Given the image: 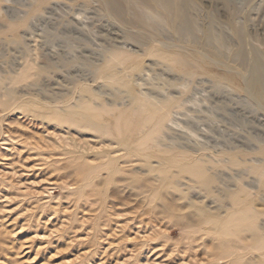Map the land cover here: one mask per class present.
<instances>
[{
  "label": "rangeland",
  "instance_id": "rangeland-1",
  "mask_svg": "<svg viewBox=\"0 0 264 264\" xmlns=\"http://www.w3.org/2000/svg\"><path fill=\"white\" fill-rule=\"evenodd\" d=\"M113 3L123 17L104 0H0V264H264L251 221L229 220L254 208L264 235V178L252 172L264 170V0ZM113 51L132 58L113 61ZM143 93L180 102L170 116L182 127L168 123L167 146L151 144L149 161L120 158L121 144L92 129L111 124L117 133V118ZM198 139L210 148L205 160L228 161L218 165L228 191L242 168L240 207L230 195L213 202L181 172L175 152Z\"/></svg>",
  "mask_w": 264,
  "mask_h": 264
},
{
  "label": "bare ground",
  "instance_id": "bare-ground-1",
  "mask_svg": "<svg viewBox=\"0 0 264 264\" xmlns=\"http://www.w3.org/2000/svg\"><path fill=\"white\" fill-rule=\"evenodd\" d=\"M171 1V0H170ZM104 8H106V11L107 12H109V13H111V14H113V13H115V15H116V17L118 16V18L120 17H123L122 15H120L118 12H119V4H118V6H116L115 5V3H113V0H104ZM161 3V1L159 2V6L161 5L160 4ZM168 3V5H169V3H171V2H167ZM157 4V3H156ZM165 4V3H164ZM174 2L173 3H171V6H173V9L171 10V13H172V11L176 8V6L174 7ZM40 5V4H39ZM38 5V7H35L33 10H32V13H37L38 11H39V8H40V6ZM158 5V4H157ZM166 8H165V10L167 9V6H165ZM162 8H164V7H162ZM177 10V12L178 11H180V10H178V8H176ZM180 13L181 12H178L177 13V15H180ZM179 17V16H178ZM121 20V19H120ZM145 26V25H144ZM177 27V26H176ZM145 28H146V26H145ZM173 29H175V26L173 27ZM115 33V32H114ZM115 38V37H114ZM123 46V45H122ZM111 49V48H110ZM114 50V49H113ZM116 50H117V48H116ZM119 50V49H118ZM115 51V50H114ZM114 51H113V53H114ZM109 52H111V51H109ZM108 52V53H109ZM120 51H118V53H119ZM115 53H116V51H115ZM110 54V55H112V57H111V59H113V61L116 59H118V60H120V61H122V62H125L126 60H129V59H131L132 58V55L130 56L129 54H125L126 53V51H124V52H120V53H123L122 55L119 53V54ZM128 53V52H127ZM152 53H153V51H152ZM123 55H125V56H123ZM151 55V54H150ZM155 56V55H154ZM157 56V55H156ZM158 57V56H157ZM164 58V57H163ZM162 58V59H163ZM166 58V57H165ZM89 59V58H88ZM110 59V58H109ZM108 59V60H109ZM167 59V58H166ZM165 59V60H166ZM87 60V59H86ZM117 60V61H118ZM133 60V59H132ZM176 61H177V59H175ZM179 61H178V64L177 65H184L183 64V61H185V60H180V59H178ZM175 61V63H177ZM109 62H110V60H109ZM108 62V63H109ZM122 62H119V65H121V63ZM129 62V61H128ZM127 62V63H128ZM186 62V63H185ZM184 63L186 64V65H184V68H185V66H188L187 64V61H185ZM107 63V65L106 66H108L109 64ZM114 63V62H113ZM115 63H117L116 61H115ZM126 63V62H125ZM180 63V64H179ZM56 66V65H55ZM110 66V65H109ZM108 66V68H112L111 66L109 67ZM113 66V65H112ZM116 66H118V63H117V65H115L114 67H115V69H116ZM192 66V65H191ZM191 66H190V68H191ZM126 67H128V66H126ZM126 67H125V69H126ZM52 68V67H51ZM107 68V69H108ZM131 68V67H130ZM182 69V70H185L186 71V69ZM49 69V68H48ZM111 70V69H110ZM110 70H108V72L110 71ZM113 70V69H112ZM188 70H189V68H188ZM25 71V70H24ZM47 71H49V70H47ZM189 71H191V70H189ZM106 72V71H105ZM188 72V71H187ZM27 74H28V72H27ZM104 74V73H103ZM112 74V73H111ZM190 74H192V76H193V73H191L190 72ZM189 74V75H190ZM105 75H108L107 73L105 74ZM109 75H110V73H109ZM22 76H24V74H22ZM21 76V77H22ZM115 76H117V74L115 75ZM145 75H143L142 77H144ZM192 76L190 75V78H192ZM98 77H100V76H98ZM188 77V76H187ZM103 78V77H102ZM106 78H108V77H106ZM110 78L112 79V77L110 76ZM110 78H108V79H110ZM113 78H114V76H113ZM118 78V77H117ZM124 78V77H123ZM126 78V77H125ZM124 78V79H125ZM189 78V77H188ZM104 79V78H103ZM124 79H122V80H124ZM128 79V78H127ZM85 81V80H84ZM94 81H96V80H94ZM114 81V80H113ZM116 81V80H115ZM126 81H128V80H126ZM120 82H122V81H120ZM96 83V82H95ZM111 83H113V82H111ZM117 83V82H116ZM129 83V82H128ZM115 84V83H114ZM113 84V85H114ZM122 84H123V82H122ZM121 84V85H122ZM262 84H263V81H262ZM261 84V85H262ZM97 86H98V84H96ZM111 86V87H116V86ZM126 85V86H125ZM264 85V84H263ZM123 86H125L126 88H127V86H129V85H127V82H125V84L123 85ZM84 87V86H83ZM86 87H88V86H85V88H84V90L85 89H89V87L88 88H86ZM91 87V86H90ZM100 87H102L103 88V86H100ZM111 87H109V89L111 90L112 88ZM124 87V88H125ZM261 87H263V86H261ZM102 88H101V90H102ZM107 88V87H106ZM118 88V87H117ZM141 88V87H140ZM83 89V88H82ZM97 89H98V87H97ZM109 89H107V90H109ZM147 89V88H146ZM145 89V90H146ZM264 89V88H263ZM106 90V91H107ZM118 89H116V91H117ZM120 90V89H119ZM119 90L117 91L118 92V94L117 93H111L112 95H114L115 96V98H120L121 96V94L119 95ZM86 91V90H85ZM102 91H104V90H102ZM115 91V90H114ZM122 91V90H121ZM146 91H148V90H146ZM150 91V90H149ZM101 92V91H100ZM263 92L264 91H262L261 90V92H259V96H263ZM107 93V92H106ZM131 93V92H130ZM95 94V93H94ZM97 94V93H96ZM95 94V95H96ZM98 94H100V93H98ZM97 94V95H98ZM144 94V93H143ZM146 94V93H145ZM144 94V97L146 96V100L145 99H140L141 97H143V95L139 98V96H138V98H132V100L130 101L131 102V105L133 106V108H127L128 109V111L129 110H131V112L129 111H127L125 114H122V115H124V116H122V118L119 116L118 118H117V127H118V131H117V133H118V135L122 138V140H120L119 138H117V136H114L115 134H117V133H115V132H113L111 129H109L110 127H112L111 126V124H110V122L108 123V124H110V127H108V126H106V127H102V126H98V127H96L95 125V127H93V131L94 132H97L98 133V135L97 136H99L100 138H102V137H113L116 141H117V143L118 144H121L120 146H122V149L121 150H118V152H121V151H123V154H120L119 155V157L121 158H124V157H126V156H129L130 158L131 157H133V156H137V157H142V159L143 158H147L146 160H148L149 161V159H148V157L150 158V156H152L151 154V151H149V149L151 148L150 146H151V144L153 145V144H156V146H167V142L166 143H163V141L165 142V140H163L166 136H168L167 135V133H166V131L168 132V134L170 133V132H172L171 130V127H172V125L173 124H177L176 122H178V121H176L175 122V119L177 118V116H176V118H173L172 119V116H170L171 115V112H172V109L173 108H175L176 107V111L178 110V109H180V108H178L177 106H179L180 107V105H181V103L180 102H177V101H175L174 100V98H171V97H167V99L165 100V101H163V99H162V101L160 100L161 98H157L155 95H151V93H147L146 95ZM153 94H154V92H153ZM89 95H90V93H89ZM96 95V96H97ZM107 95H110L109 93H107ZM111 95V96H112ZM125 95V94H124ZM128 95V94H127ZM84 96V95H83ZM83 96H82V98H83ZM85 96H88V95H85ZM99 96V95H98ZM113 96V97H114ZM122 96H123V93H122ZM156 97V99H158V100H156L155 99V97ZM158 96V95H157ZM162 96H164V95H162ZM99 97H101V96H99ZM127 97V96H126ZM128 97H130L129 95H128ZM133 97V96H132ZM81 98V97H80ZM82 98L80 99V100H82ZM90 100H91V95H90ZM93 98V97H92ZM95 99L97 98V97H94ZM94 98L92 99L93 100V102H94ZM111 98V97H110ZM124 98V97H123ZM131 98V97H130ZM153 98V99H152ZM162 98H164V97H162ZM258 98H260V97H258ZM86 99H88V97H86ZM121 99V98H120ZM264 99V98H263ZM262 98H261V100H263ZM80 100H78L77 101V106L79 105L80 106V103L78 104V102L80 101ZM84 100H85V98H84ZM89 100V101H90ZM97 100V99H96ZM98 100H100V98H98ZM178 100V99H177ZM185 100V99H184ZM87 100H85L84 102H86ZM88 101V102H89ZM109 101H111V99H109ZM115 101H117V100H115ZM125 101V100H124ZM179 101H181V99H179ZM183 101V100H182ZM82 102V101H81ZM90 102H92V101H90ZM90 102H89V104H90ZM101 102V101H100ZM75 103V102H74ZM96 103H97V101H96ZM124 103H126V102H124ZM82 104V106L84 105V103L82 102L81 103ZM85 104H87V106H88V103H85ZM107 103H104V105H106ZM113 104H114V102H113ZM120 104V103H119ZM180 104V105H179ZM182 104H183V102H182ZM92 105H93V103H92ZM129 105V104H128ZM184 105V104H183ZM186 105V104H185ZM78 106V107H79ZM91 105H89V107H90ZM116 106H120V105H116ZM116 106H114V107H116ZM77 107V108H78ZM84 107H86L85 105H84ZM83 107V108H84ZM93 106H91V108H92ZM127 107V106H126ZM182 107H185V106H182ZM71 108V107H70ZM69 108V109H70ZM94 108H96L95 106H94ZM98 108V107H97ZM96 108V109H97ZM99 108H100V106H99ZM104 108H106V107H104ZM108 108H110V107H108ZM112 108V107H111ZM178 108V109H177ZM87 109H89V108H86V110ZM95 109V110H96ZM115 109H117V107L115 108ZM118 109H120V108H118ZM72 110H74V109H72ZM95 110H94V112H95ZM111 110V109H110ZM121 110V109H120ZM173 110H175V109H173ZM71 111V110H70ZM77 111V110H76ZM97 111V110H96ZM106 111V110H105ZM108 111V110H107ZM175 111V112H176ZM74 112V111H73ZM78 113H79V111H77ZM77 112H74V113H77ZM88 112V111H87ZM115 112V111H114ZM113 112V113H114ZM123 112V110L122 111H120V113H122ZM68 113V112H67ZM72 113V112H71ZM70 113V114H71ZM106 113H108V112H106ZM110 113H112V112H110ZM112 113V114H113ZM87 115L89 114V113H86ZM91 114V113H90ZM97 114V113H96ZM116 113H114V115H115ZM81 115V114H80ZM92 115V114H91ZM101 115V114H100ZM114 115H111V116H114ZM94 116H97V115H94ZM93 115H92V117H94ZM102 116V115H101ZM105 116H107V115H105ZM116 116V115H115ZM114 116V117H115ZM89 117H90V115H89ZM104 117V116H103ZM102 117V118H103ZM110 117V116H109ZM173 117H175L174 115H173ZM112 118V117H111ZM110 118V119H111ZM88 119V118H87ZM89 119H92V118H89ZM104 119V118H103ZM97 120H100V119H98V117H97V119H94V121L95 122H97V124H98V121ZM112 120V119H111ZM103 121V120H102ZM93 122V121H92ZM100 123H101V120L99 121ZM104 122V121H103ZM168 123H171L170 124V127H168ZM102 124V123H101ZM104 124V123H103ZM102 124V125H103ZM178 124L181 126V124L178 122ZM178 124H177V126H176V128L178 127ZM99 125V124H98ZM178 127L179 129H181V127ZM92 128V127H91ZM173 128V127H172ZM114 129V128H113ZM178 129V130H179ZM185 129V128H184ZM184 129H182V130H184ZM88 130V129H87ZM115 130H116V128H115ZM173 130H175V129H173ZM89 131V130H88ZM87 131V132H88ZM86 132V133H87ZM175 132H177V131H175ZM175 132H173L174 134H175ZM180 132V131H179ZM178 132V133H179ZM92 133V132H91ZM136 134V135H141V136H139L138 137V141L136 140H132V135L133 134ZM177 133V134H178ZM180 133H182V131L180 132ZM126 134H129L130 136H127ZM176 134V135H177ZM183 134H184V132H183ZM183 134H181V136L183 135ZM193 134V133H192ZM87 135H88V133H87ZM90 135V134H89ZM126 135V136H125ZM172 135V134H171ZM170 135V136H171ZM191 135V134H190ZM175 136V135H174ZM173 136V137H174ZM185 136L186 135H184V137H182L183 139L185 138ZM188 136V135H187ZM263 136V135H262ZM93 137V136H92ZM177 137H178V135H177ZM177 137H175V138H177ZM189 137V136H188ZM264 137V136H263ZM94 138H96V137H94ZM93 139V138H92ZM113 139V140H114ZM166 139V138H165ZM180 139H181V137H180ZM182 139V141H184ZM190 139V138H189ZM194 139V138H193ZM119 140V141H118ZM167 140V139H166ZM169 140H170V138H169ZM169 140H168V142H169ZM171 140H174V139H171ZM170 140V141H171ZM176 140V139H175ZM177 140H178V138H177ZM186 140V139H185ZM199 140V139H198ZM109 141H110V139H109ZM108 141V143H110ZM181 141V140H180ZM179 141V142H180ZM187 141H188V138H187ZM187 141H185V143L187 142ZM192 141V140H191ZM190 141V142H191ZM197 141V140H196ZM200 141V140H199ZM198 141V142H199ZM174 142H176V141H174ZM173 142V143H174ZM189 142V141H188ZM189 142V143H190ZM193 142V141H192ZM195 142V141H194ZM197 142V143H198ZM201 143H202V140L200 141ZM200 142L198 143V144H195L196 146H197V148L194 146H192V147H190V146H183V145H179V148L181 147V148H183V149H186L185 150V152H175L176 154H175V157L176 158H179V159H183L184 161H185V163L180 167L181 168V172H183V173H186V174H189V175H191L192 177H195V178H197V181L199 182V185H201V190L202 191H200L201 192V194H202V192L203 193H205V194H207L208 196H212V197H214V201L213 202H215V203H217V202H219V203H223V201L226 199V198H228V197H232V204H233V206H241L242 205V203H243V200L242 199H244V197L242 198V197H240V193L241 192H243L244 190H243V188L240 186V182H244V181H242L243 179H241L242 177H244V173H243V171L241 172L240 170L242 169V168H240V170H238V171H236L235 173V175H234V179H235V181H237L238 182V184L237 185H239L238 187H236L237 185H235V187L236 188H238L237 190H234L235 192L234 193H232V192H230V191H228V189H229V187L230 186H227L226 184L228 183V180H227V182H226V184L223 182V181H225V180H222V178H221V174L219 173V169H218V165L220 164V162H228L226 159L225 160H221V161H216V159H214V157L212 158V160H214V161H216V163L214 162V161H207V160H205V158H208V154H207V150H209L210 148L207 146V145H204L203 143H204V141H203V143L202 144H200ZM101 143V142H100ZM135 143H137V145H135ZM171 143V142H170ZM172 143V144H173ZM184 143V142H183ZM206 143V142H205ZM111 144V143H110ZM177 144H179L178 142H177ZM192 144V143H191ZM106 145V144H105ZM112 145H113V142H112ZM135 145V146H134ZM168 145H170V144H168ZM187 145H188V143H187ZM190 145V144H189ZM113 146H115V144L113 145ZM112 146V147H113ZM154 146V145H153ZM240 146V145H239ZM239 146H238V148H239ZM105 147V146H104ZM112 147H109V148H111L112 149ZM106 149H108V146H106L105 147ZM114 149H115V147H113ZM117 148V147H116ZM119 148V147H118ZM167 148H169V147H167ZM199 148V149H198ZM229 148V147H228ZM235 148V147H234ZM241 148V147H240ZM214 149V148H213ZM225 149V148H224ZM232 149V148H231ZM255 149V148H254ZM260 149V148H259ZM262 149H264V148H262ZM175 150H176V148H175ZM190 150L191 151H196L195 153H197L198 155H196L195 153V155L193 154V153H191L190 152ZM215 150H217V149H215ZM228 150V149H227ZM236 150V149H235ZM113 151H115V150H113ZM212 151V150H211ZM262 151H264V150H262ZM172 152V151H171ZM174 152V151H173ZM216 152V151H215ZM219 152H221V151H219ZM259 152V151H258ZM222 153V152H221ZM223 153H224V150H223ZM226 153V152H225ZM118 154V153H117ZM116 154V155H117ZM227 154V153H226ZM231 154V153H230ZM229 154V155H230ZM258 154V153H257ZM260 154V153H259ZM258 154V155H259ZM115 155V156H116ZM213 155V154H212ZM217 155H218V153H217ZM225 155V154H224ZM214 156H216V153L214 154ZM219 156V155H218ZM222 156L223 155H220L219 157H221L222 158ZM226 156V155H225ZM232 156V155H231ZM236 156V155H235ZM234 156V157H235ZM239 156V155H238ZM262 157H264L263 155H261ZM108 157V156H107ZM237 157V156H236ZM129 158V159H130ZM135 158V157H134ZM239 158V157H238ZM140 158H138V160H139ZM224 159V158H223ZM241 159V158H240ZM133 160V159H132ZM220 160V159H219ZM258 160V159H257ZM264 160V159H263ZM120 161V160H119ZM121 162V161H120ZM119 162V163H120ZM122 162H124V160L122 161ZM125 162H126V160H125ZM130 162H132V161H130ZM142 162V161H141ZM144 162V161H143ZM224 162V163H225ZM204 163H212V164H214V168L213 169H209V168H206V165L204 164ZM229 163H230V161H229ZM255 163V162H254ZM260 163V162H259ZM258 163V164H259ZM261 163H263L262 161H261ZM143 164H145L146 166H147V164H146V161H145V163H143ZM223 163H221V165H222ZM231 164L232 165H234V166H241V164L239 163V160H237L236 158H233V159H231ZM109 165V164H108ZM229 165V164H228ZM223 166H224V164H223ZM258 166V165H257ZM257 166H253L252 167V172H254V173H256V174H259V176H260V178H264V170H260V168H258ZM220 167V166H219ZM222 167V166H221ZM225 168V167H224ZM248 168V167H247ZM250 168V167H249ZM118 169V167L116 168V170ZM227 169H229V168H227ZM226 169V170H227ZM230 169H232V166H231V168ZM238 169V168H237ZM236 169V170H237ZM262 169V168H261ZM115 170V171H116ZM209 170H211V172L209 171ZM212 170H214L215 172H213ZM246 170H248V169H246ZM245 170V172L247 173V171ZM115 171L113 172V174L115 173ZM119 171V170H118ZM139 171H140V169H139ZM207 171H209V172H207ZM221 171V170H220ZM224 171V170H223ZM228 171V170H227ZM222 172V171H221ZM209 173V174H208ZM226 173V172H225ZM242 173H243V176H242ZM224 175V174H223ZM246 175V174H245ZM222 177H225L226 178V176H222ZM228 178H230V177H228ZM262 178V179H263ZM231 179V178H230ZM194 180V179H193ZM193 180H191V181H193ZM196 180V179H195ZM194 180V181H195ZM231 181H232V179H231ZM261 181L262 180H260V182L259 183H261ZM218 182H220L221 184L220 185H223V187H220L219 186V188H218V191L215 189V185L218 183ZM229 183H230V181H229ZM228 183V184H229ZM233 183H234V181H233ZM258 183V185H260ZM217 185H219V184H217ZM230 185V184H229ZM234 185V184H233ZM241 185H242V183H241ZM246 184H244L243 186H245ZM256 186V185H255ZM225 187V188H224ZM259 187V186H258ZM197 188V187H196ZM234 188V187H233ZM246 188V187H245ZM197 190V189H196ZM199 190V189H198ZM246 190V189H245ZM247 191V190H246ZM215 192H217L218 194H216ZM251 192V191H250ZM225 193H226V195H225ZM244 193V192H243ZM253 193V192H252ZM216 194V195H215ZM224 194V195H223ZM248 194L250 195L251 193H249L248 192ZM254 194V193H253ZM252 194V195H253ZM230 195V196H229ZM206 196V195H205ZM219 196V197H218ZM249 201H250V199H249ZM250 204V203H249ZM248 204V205H249ZM244 205V204H243ZM247 205V206H248ZM227 207V206H226ZM238 207V208H239ZM225 208V207H224ZM223 208V209H224ZM244 208V207H243ZM234 209V208H233ZM241 209V208H240ZM219 210V209H218ZM238 210V209H237ZM236 210V211H237ZM241 210H243L244 211V213H242V215H241V217H239L238 219H235L234 217H231V216H229V220H231L232 221V223L233 222H236L237 221V223H239V225H240V223L241 222H245V221H247V220H250L251 221V225H249L250 226V229H251V235H252V237L254 238V239H257V241H260V242H262V244L260 243V246H262L263 244H264V235H262L261 233H259L258 231L259 230H262V229H259L258 231H255L254 230V228L255 229H257L256 228V226H255V221L257 220V218H256V214H258L259 215V213H257L256 212V210H254V208L252 209V208H244V209H241ZM253 210L255 211V212H253ZM235 211V212H236ZM203 212V217L205 218V216L204 215H206V213H207V211L206 210H203L202 211ZM201 212V213H202ZM211 212V211H210ZM213 212V211H212ZM226 212H227V210H226ZM234 212V213H235ZM230 214V213H229ZM209 215V214H208ZM235 216V215H234ZM207 219H213V216H207L206 217ZM231 218V219H230ZM235 220H234V219ZM256 219V220H255ZM205 220V219H204ZM249 223V222H248ZM257 224H258V222H257ZM256 224V225H257ZM237 225V224H236ZM241 226V225H240ZM258 227V226H257ZM262 227V226H261ZM250 232V231H249ZM258 243V242H257ZM259 245V244H258ZM262 249V248H261ZM264 249V248H263Z\"/></svg>",
  "mask_w": 264,
  "mask_h": 264
}]
</instances>
